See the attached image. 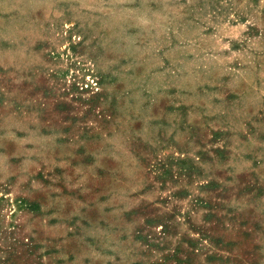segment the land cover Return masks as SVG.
<instances>
[{
  "label": "rangeland",
  "instance_id": "1",
  "mask_svg": "<svg viewBox=\"0 0 264 264\" xmlns=\"http://www.w3.org/2000/svg\"><path fill=\"white\" fill-rule=\"evenodd\" d=\"M0 264H264V0H0Z\"/></svg>",
  "mask_w": 264,
  "mask_h": 264
}]
</instances>
